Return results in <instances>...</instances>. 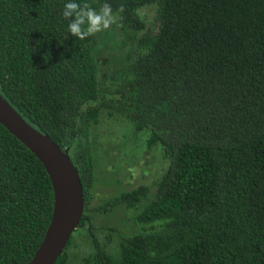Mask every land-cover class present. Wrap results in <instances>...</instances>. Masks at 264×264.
Instances as JSON below:
<instances>
[{
    "label": "trees",
    "instance_id": "16d2710c",
    "mask_svg": "<svg viewBox=\"0 0 264 264\" xmlns=\"http://www.w3.org/2000/svg\"><path fill=\"white\" fill-rule=\"evenodd\" d=\"M66 2L0 0V92L78 169L84 212L74 234L86 228L93 244L79 264H264V0H75L110 4L121 31L134 32L112 96L94 35L67 32ZM150 4L157 26L147 30L139 10ZM103 107L168 160L154 193L142 185L95 209L125 211L104 241L90 214L95 157L90 144L72 153ZM53 211L45 167L0 123V264H28ZM74 234L55 264H71Z\"/></svg>",
    "mask_w": 264,
    "mask_h": 264
},
{
    "label": "rangeland",
    "instance_id": "374dc122",
    "mask_svg": "<svg viewBox=\"0 0 264 264\" xmlns=\"http://www.w3.org/2000/svg\"><path fill=\"white\" fill-rule=\"evenodd\" d=\"M157 5L150 4L139 10L146 22V29H156ZM107 30L94 35L98 44L97 59L100 64L101 80L108 95L116 93L115 86L122 83V77L131 62L130 53L134 48L132 36L124 34L119 25V17ZM141 32L136 35L140 36ZM123 85V84H122ZM110 111L114 114L110 115ZM92 134L80 137L72 153L81 156L85 153L86 144H90L95 157V169L98 182L93 187L94 197L91 202L92 224L95 233L104 241L107 226H124V210L117 206L107 214L95 209L108 198L123 191H130L145 185L154 193L156 183L168 166L162 149L156 146L149 150L146 144L148 134L135 133L132 123L120 112L103 107L100 123L92 128ZM130 212V211H129ZM75 246L71 250V264H79L80 256L93 251V244L86 228L74 234ZM76 258V259H75Z\"/></svg>",
    "mask_w": 264,
    "mask_h": 264
},
{
    "label": "water",
    "instance_id": "95a60500",
    "mask_svg": "<svg viewBox=\"0 0 264 264\" xmlns=\"http://www.w3.org/2000/svg\"><path fill=\"white\" fill-rule=\"evenodd\" d=\"M0 123L45 167L54 190V211L46 235L28 264H55L79 227L84 192L78 169L66 149L33 127L0 92Z\"/></svg>",
    "mask_w": 264,
    "mask_h": 264
},
{
    "label": "clouds",
    "instance_id": "9594fccd",
    "mask_svg": "<svg viewBox=\"0 0 264 264\" xmlns=\"http://www.w3.org/2000/svg\"><path fill=\"white\" fill-rule=\"evenodd\" d=\"M120 11H123V8ZM62 15L70 21L67 26L68 34L80 40L107 30L117 19L108 3H104L96 10L87 2L80 4L75 0H68L64 4Z\"/></svg>",
    "mask_w": 264,
    "mask_h": 264
},
{
    "label": "flooded vegetation",
    "instance_id": "af4514ba",
    "mask_svg": "<svg viewBox=\"0 0 264 264\" xmlns=\"http://www.w3.org/2000/svg\"><path fill=\"white\" fill-rule=\"evenodd\" d=\"M85 152H87V150L85 149ZM79 158H81V156H78Z\"/></svg>",
    "mask_w": 264,
    "mask_h": 264
}]
</instances>
